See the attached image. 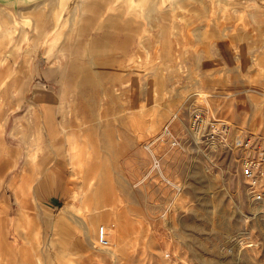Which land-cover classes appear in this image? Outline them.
Listing matches in <instances>:
<instances>
[{"label": "rangeland", "instance_id": "1", "mask_svg": "<svg viewBox=\"0 0 264 264\" xmlns=\"http://www.w3.org/2000/svg\"><path fill=\"white\" fill-rule=\"evenodd\" d=\"M225 4L183 29L163 3L181 27H149L144 46L103 29L61 52L65 34L36 52L32 28L1 39L0 264H264V177L253 188L238 152L151 143L170 121L186 139L197 107L264 138V0Z\"/></svg>", "mask_w": 264, "mask_h": 264}, {"label": "bare ground", "instance_id": "2", "mask_svg": "<svg viewBox=\"0 0 264 264\" xmlns=\"http://www.w3.org/2000/svg\"><path fill=\"white\" fill-rule=\"evenodd\" d=\"M17 2L21 5L25 4V6L17 10L20 19L15 18L12 12L13 10L6 7L8 4L5 6L0 3V41L3 37H8L12 31L14 38L10 41L9 46L15 47L19 37L22 39L21 44L30 40V32L28 29L32 28V31L35 32L36 35L32 39L31 46L27 49L34 47V49L36 48L34 50L35 52L43 45L52 48V46H49L51 41L57 39V42H59L64 34V42L61 43L62 46L58 48V50H60L59 52H61V49L66 43H71V41L78 43L81 40L74 36V31L76 30L78 33L82 30H86L87 32L85 34H87L86 37H88V39L86 41V39L83 38L81 42L85 41L89 43L94 38L92 35L95 31H97V29H103V37H109L110 41L115 42V45H112L114 47H118L120 43L121 45L128 46L133 39V34L139 32V35L143 37L141 44L144 46L148 38L143 35L145 31H149V27H151L152 30L158 27L161 31H163L162 27L168 29L170 28L169 26L179 29L181 27L179 23L183 21L184 29V27H188L190 22L189 19L192 17L193 12L200 11L199 9L202 8L201 5L207 4L211 12L219 8L225 12L226 8L225 0H18ZM165 2H169L174 6L175 10L181 13L179 16L181 22L178 23L175 20H171V16L176 17V14L173 15L169 12H173L174 10H170L169 12L162 11V9H164L162 5ZM187 2L192 3V5H188L187 7ZM86 3L95 5L94 10H91L93 12L88 11L90 5L84 7ZM84 8L86 15L84 14L81 19H78V15ZM184 9L187 11H185L186 13L183 12ZM256 9H258V7ZM66 11L67 15L65 14ZM175 12L176 11H174V13ZM85 21L88 22V24H84ZM44 24L47 25L46 30L43 29ZM67 26L69 29L67 32H64ZM146 28L147 30H145ZM164 31L166 32V29ZM21 44L18 47L16 46V55L19 57L23 56L26 51L25 50L23 53L19 51ZM57 56L59 57V55ZM0 66L2 65L0 64ZM44 98L45 97L40 95V90L36 89L34 92V100L37 102H45L46 100ZM48 120H50L48 123H52L51 120H53V118L50 117ZM63 124L64 123H62L55 132L58 139L61 137L64 138L67 134L66 127ZM51 130L47 131L49 144L54 145L52 139L54 136H52L53 133ZM26 142L28 143L27 139Z\"/></svg>", "mask_w": 264, "mask_h": 264}, {"label": "built area", "instance_id": "3", "mask_svg": "<svg viewBox=\"0 0 264 264\" xmlns=\"http://www.w3.org/2000/svg\"><path fill=\"white\" fill-rule=\"evenodd\" d=\"M186 134L188 137L183 139L172 127V121H170L163 126L162 131L151 143L159 141L166 142L172 147H180L188 142L190 145H201L211 150L221 149L225 153L238 152L236 158L238 168L253 188L264 177V138L247 129H240L230 121L202 107H197L192 112L186 126ZM160 166V159L155 155L154 168L159 169ZM99 244L103 247L110 244L109 239L102 233Z\"/></svg>", "mask_w": 264, "mask_h": 264}, {"label": "water", "instance_id": "4", "mask_svg": "<svg viewBox=\"0 0 264 264\" xmlns=\"http://www.w3.org/2000/svg\"><path fill=\"white\" fill-rule=\"evenodd\" d=\"M6 1H12V0H0V2L2 3H6ZM14 1V0H13ZM18 0H15V2H17ZM31 1H37V0H31ZM74 1V0H73ZM30 3V2H29ZM28 4V3H27ZM21 5V4H20ZM23 5H25V4H23ZM13 6H15L14 4H13Z\"/></svg>", "mask_w": 264, "mask_h": 264}]
</instances>
